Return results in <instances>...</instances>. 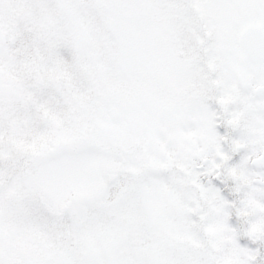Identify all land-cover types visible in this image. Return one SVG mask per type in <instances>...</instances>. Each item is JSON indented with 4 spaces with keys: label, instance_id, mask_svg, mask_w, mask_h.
Here are the masks:
<instances>
[{
    "label": "snow or ice",
    "instance_id": "6c2138e0",
    "mask_svg": "<svg viewBox=\"0 0 264 264\" xmlns=\"http://www.w3.org/2000/svg\"><path fill=\"white\" fill-rule=\"evenodd\" d=\"M0 264H264V0H0Z\"/></svg>",
    "mask_w": 264,
    "mask_h": 264
}]
</instances>
